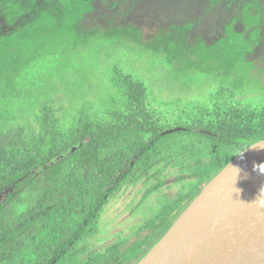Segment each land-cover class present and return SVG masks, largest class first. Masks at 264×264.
Segmentation results:
<instances>
[{
  "label": "rangeland",
  "instance_id": "obj_1",
  "mask_svg": "<svg viewBox=\"0 0 264 264\" xmlns=\"http://www.w3.org/2000/svg\"><path fill=\"white\" fill-rule=\"evenodd\" d=\"M62 7L58 0H0V36L45 10L61 16ZM175 26H186L187 53L170 62L160 52L156 60L154 48L177 35ZM61 27L56 22L20 51L22 59L42 61L40 72L18 86L19 96L0 97V134L26 123L32 138L42 135L47 126L36 122V114L44 106L51 108L48 129L60 131L85 121L184 125L204 108L219 105L264 108V0H95L80 20L79 37ZM131 81L142 83L143 105L132 103ZM52 142L54 148L62 144ZM180 175L176 169L165 172V184L147 196L158 183L154 178L144 175L122 184L101 212L96 231L77 243V258L86 261L91 253L144 240L148 224L201 185Z\"/></svg>",
  "mask_w": 264,
  "mask_h": 264
},
{
  "label": "trees",
  "instance_id": "obj_2",
  "mask_svg": "<svg viewBox=\"0 0 264 264\" xmlns=\"http://www.w3.org/2000/svg\"><path fill=\"white\" fill-rule=\"evenodd\" d=\"M58 1L63 5L61 16L45 10L37 20L0 36V97L19 96L18 86L39 75L41 60L22 59L20 51L30 48L58 21L63 32L79 37L80 20L95 0ZM244 19L249 22L251 17ZM185 30L186 26H175L177 35L163 38L154 48L155 59L160 52L170 62L186 54ZM197 69L204 71L200 66ZM131 83L132 103L143 105L142 83ZM203 111L184 125L149 119L108 124L85 121L60 131L48 129L53 125L51 108L44 106L36 114V122L47 126L42 135L32 138L26 123L3 131L0 192L10 193L0 205V264H138L235 156L264 139V108L219 105ZM59 140L62 144L54 148L52 141ZM171 169L178 170L182 179L197 178L201 185L148 224L149 233L141 242L91 253L86 261L77 258V243L96 231L101 212L122 184L137 182L144 175L154 178L158 183L145 192L147 196L165 184L163 176Z\"/></svg>",
  "mask_w": 264,
  "mask_h": 264
},
{
  "label": "water",
  "instance_id": "obj_3",
  "mask_svg": "<svg viewBox=\"0 0 264 264\" xmlns=\"http://www.w3.org/2000/svg\"><path fill=\"white\" fill-rule=\"evenodd\" d=\"M138 264H264V139L223 168Z\"/></svg>",
  "mask_w": 264,
  "mask_h": 264
}]
</instances>
